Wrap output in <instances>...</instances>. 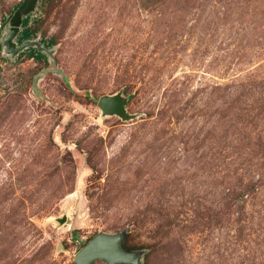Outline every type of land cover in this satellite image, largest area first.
<instances>
[{"label":"rangeland","instance_id":"rangeland-1","mask_svg":"<svg viewBox=\"0 0 264 264\" xmlns=\"http://www.w3.org/2000/svg\"><path fill=\"white\" fill-rule=\"evenodd\" d=\"M97 234L137 264H264V0H0V264Z\"/></svg>","mask_w":264,"mask_h":264},{"label":"water","instance_id":"water-1","mask_svg":"<svg viewBox=\"0 0 264 264\" xmlns=\"http://www.w3.org/2000/svg\"><path fill=\"white\" fill-rule=\"evenodd\" d=\"M32 2L21 5L10 21L11 34L7 38V44L11 47V40L18 33L22 14L26 15L31 10ZM19 48H22V45ZM99 109L104 115H116L126 119V103L119 94L104 96L98 100ZM64 222V219L62 220ZM125 236L116 234L108 236L97 234L89 240L76 254L75 264H93L97 260L105 261L107 264H137L139 255L136 252H128L123 247Z\"/></svg>","mask_w":264,"mask_h":264},{"label":"trees","instance_id":"trees-1","mask_svg":"<svg viewBox=\"0 0 264 264\" xmlns=\"http://www.w3.org/2000/svg\"><path fill=\"white\" fill-rule=\"evenodd\" d=\"M28 21H29V18H25V19L23 20V22H22V31H21L20 35L18 36V38H17V43H18L19 45H21V44H22L23 42H25V41H29V40H31V39L34 37V33H33V32L27 27V26H28ZM42 44H43L45 47L49 48V47H51V46L54 45V41L51 40V41H49L48 43H45V41H42ZM39 57H40V56H39ZM86 243H87V242H86ZM86 243H84V245H85ZM123 247H124V249H125L126 251L131 252V250H130L129 248H127V247L124 245V243H123Z\"/></svg>","mask_w":264,"mask_h":264},{"label":"flooded vegetation","instance_id":"flooded-vegetation-1","mask_svg":"<svg viewBox=\"0 0 264 264\" xmlns=\"http://www.w3.org/2000/svg\"><path fill=\"white\" fill-rule=\"evenodd\" d=\"M19 45V44H18Z\"/></svg>","mask_w":264,"mask_h":264}]
</instances>
